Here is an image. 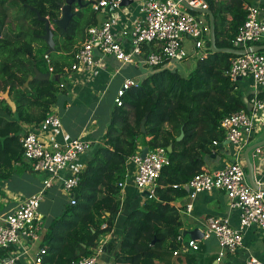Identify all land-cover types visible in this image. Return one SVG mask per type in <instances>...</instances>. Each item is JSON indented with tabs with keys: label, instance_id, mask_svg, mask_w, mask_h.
Masks as SVG:
<instances>
[{
	"label": "trees",
	"instance_id": "1",
	"mask_svg": "<svg viewBox=\"0 0 264 264\" xmlns=\"http://www.w3.org/2000/svg\"><path fill=\"white\" fill-rule=\"evenodd\" d=\"M252 1L207 0L218 49L232 47L237 29L245 20L246 6ZM59 3L64 0H0V93L7 92L15 105L13 112L0 99V181L32 172L20 144L25 134L22 125L41 123L58 102L60 89L54 78L32 80L28 87L24 83L33 75L34 67L48 72L44 59L35 56L32 42L39 40L44 52L48 50L41 38L45 29L40 18H59ZM18 6L24 13L10 22L9 12ZM75 8L79 7H72L75 15L66 30L53 27L50 57L52 53H64L67 59L73 58L74 38L82 19L81 8L77 12ZM88 22H94L93 12ZM206 46L209 48V41ZM233 57L209 50L205 58L191 63L187 75L156 68L140 79L139 87L126 92L122 106H114L110 112L103 145L78 172L75 205L67 204L62 216L48 226L40 264H73L94 254L99 239L112 231L113 219L120 211L119 183L125 180L127 161L144 147L154 150L171 146L169 165L161 170L155 197L145 199L141 208L127 215L119 244L111 241L106 248L113 264H156L163 253L172 254L177 248L176 238L182 235V223L171 203L187 194L184 185L193 176L206 171L202 155L222 147L220 120L247 106L237 84L226 76ZM65 63L51 62V75L59 76ZM180 133L183 137L177 141ZM103 224L105 229H101Z\"/></svg>",
	"mask_w": 264,
	"mask_h": 264
},
{
	"label": "built area",
	"instance_id": "2",
	"mask_svg": "<svg viewBox=\"0 0 264 264\" xmlns=\"http://www.w3.org/2000/svg\"><path fill=\"white\" fill-rule=\"evenodd\" d=\"M94 12L104 9H120L122 0H83ZM134 3L143 18L130 27L123 26L115 30V24L107 19L99 26H91L85 31V38L73 52L71 72L81 70L102 69L104 59L113 57L122 66L138 67L143 65L151 72L156 68H168L171 71L184 73L186 61L191 63L205 58L209 52L206 41H209V24L206 15L193 13L188 7L204 11L208 10L207 0H128ZM264 45V21L260 19V9L257 5L246 6V17L238 27L231 42V49H248L252 46ZM44 61L51 73L48 54ZM142 77L145 74L142 72ZM187 75V74H186ZM226 76L232 84L250 79L252 89L246 100L245 109L233 112L223 117L219 122L224 141L231 146L236 159L255 136L264 129V51L248 52L234 56L230 60ZM141 77V78H142ZM140 80L126 78L117 89L113 103L122 106V98L132 88H137ZM236 89V88H235ZM42 124L54 129L61 127L60 119L53 114H47ZM23 157L30 163L31 171L36 174H46L43 181L44 189L58 183L66 193L70 205H75L74 190L79 184L78 172L68 177L62 174L69 163L81 155L91 151L92 144L82 138L70 139L63 148L50 149L44 146L35 132H26L20 139ZM217 146V142H213ZM139 150L131 156L127 163L134 167L133 183L140 192L146 191L148 197H155V188L161 170L169 165L168 153L165 148H156L146 152L141 158ZM251 155L257 165L264 169V147H256ZM235 159L234 163L213 172H202L193 176L185 185L190 203L184 211L190 213L194 198L201 193L213 190L222 191L228 199L230 210L238 213V227L230 225L228 217H207L204 222L201 240L213 237L217 242V264L226 253L233 254L242 247L243 234L256 228L264 234V191L253 189L246 181L243 166ZM121 193L124 181L119 183ZM260 187V186H259ZM176 188V186H174ZM42 192L18 202L17 206L8 212L0 211V264H20L21 256L25 257L36 249L31 264H40L46 249L36 246L42 237V217L38 208ZM106 224L101 226L105 229ZM177 248L172 252L174 257L179 251H198L196 240L185 241L181 235L176 238ZM101 244L93 255L82 257L73 264H99ZM244 264H264V258L248 256Z\"/></svg>",
	"mask_w": 264,
	"mask_h": 264
},
{
	"label": "crops",
	"instance_id": "3",
	"mask_svg": "<svg viewBox=\"0 0 264 264\" xmlns=\"http://www.w3.org/2000/svg\"><path fill=\"white\" fill-rule=\"evenodd\" d=\"M81 3L85 5L81 7V9L88 7L91 14L92 12L94 13V22L90 25H88V22L87 27L83 31L82 40H84L85 31L89 27L99 26L107 19H111L115 24V30L119 31L121 27H130L133 23L143 18L138 7L132 2L127 6L120 7V9L106 8L99 12H94L90 8V5L83 0H81ZM251 5L258 6L260 9V19L264 21V0H253ZM78 9L80 8H75V12H77ZM78 45H74V51ZM261 46L264 45L262 44ZM44 54H46V51ZM48 57L50 61L49 54ZM55 61L62 62L52 59L50 64ZM65 64L67 65L62 67L61 73L57 76V79H55L54 75H51L52 78L58 81L60 92L58 94V102L50 108L49 114L56 115L60 119L61 127L59 129H54L43 125L41 122L37 125L23 124L22 129L24 133L29 131L35 132L41 143L50 149L63 148L67 144V141L75 138H82L85 141L91 142L92 149L90 152L81 155L75 161L68 164V167L62 174L63 177H68L73 173L83 171L94 151L99 146L103 145V138L109 124L110 112L114 107L113 99L123 80L126 78L140 80L142 72L146 77L151 74V71L146 69L143 65H139L138 67L130 65L120 67L114 58L110 56L104 59L102 69L93 71L87 69L84 71L71 72L70 66L73 64V58H68ZM190 67L191 62L188 60L183 67L184 73L187 74L188 71L192 69H190ZM142 68H145V71ZM251 89L252 82L250 79L238 81L237 90L242 94L245 103ZM261 95L264 97V90H262ZM262 142H264V129L251 140L250 144L242 152V155L237 159L236 156L233 155L231 146L222 143V147L219 151L202 155L201 158L204 163V169L207 172L217 171L230 163H234L236 159V161L243 166L246 181L249 184L244 154L249 147ZM260 147H264V145ZM251 151L248 153V159L252 166L253 186L264 187V169L257 165V161L252 157ZM126 166V177L121 193L120 211L113 219L112 231L99 239L101 244V254L98 257L99 264H113L112 255L107 251L106 246L111 241H114L116 245L119 244L125 218L131 211L141 208L145 200L141 197V192L134 186L133 165L127 163ZM47 177L48 176L43 173L22 172L20 174H14L9 181H0V211L2 213L13 210L21 200H25L42 192V198L38 208V213L42 217L43 223L42 237L36 246H42L44 248L43 239L48 226L54 219L62 216L66 205L69 204L66 193L62 191L58 183H54L50 188L44 189L43 181L47 179ZM22 184H25L26 188L24 190L19 188V186H23ZM56 200L58 201L57 208H50V206L45 207L42 205L44 201L49 205L51 202L53 204ZM175 201L182 203V206H176L173 201L171 205L175 207L180 215V221L182 223L181 236L185 241L191 239L187 235L183 236V233L193 231L194 229H198V231L201 232L207 217L225 216L229 218L232 227H238V213L229 209L228 199L222 191L213 190L198 194L192 202L193 206L190 213L184 211L185 205L190 203L187 194ZM196 241L199 246L198 251L190 249L182 252L179 251L180 254L176 257L172 254L170 255L168 251L163 253L161 259L158 260L156 264H217L218 247L216 240L211 237L207 240ZM36 251V249H32L25 257L21 256L20 264H31V260L35 257ZM250 255L258 259L264 258V234L254 227L243 234L242 247L233 254L226 253L219 264H244L247 257Z\"/></svg>",
	"mask_w": 264,
	"mask_h": 264
},
{
	"label": "water",
	"instance_id": "4",
	"mask_svg": "<svg viewBox=\"0 0 264 264\" xmlns=\"http://www.w3.org/2000/svg\"><path fill=\"white\" fill-rule=\"evenodd\" d=\"M130 3V1L127 0H122L121 7L127 6ZM182 4L191 12L193 13H203L207 15L208 17V24H209V50L211 53H225V54H230L233 56H241L244 55L245 53L248 52H257V51H264V46H252L246 50L240 49V50H235L231 48H223V49H218L215 45V33H214V18L213 14L210 10H204V11H199L192 9L188 7L185 3L182 2ZM76 5L79 8L84 7L81 3V0H64V3H59V9H60V17L57 19L53 20H48L47 18H40L44 22V29H45V34L41 37L42 40L46 43L48 50L46 51V54H50L54 50V41H53V28L52 27H57L61 30H66V28L69 25L70 20L74 17L75 13L72 11V7ZM52 78L51 73H43L39 71L36 67L33 69V75H29L27 77V80L24 83L25 87H28L29 82L32 80H37V81H48ZM57 79V77H55ZM238 81H241V78H238ZM0 99H3L6 101L8 106L11 108V110L14 112L15 111V105L10 99H8V93H0ZM141 132H144V123H141ZM183 137V133H180L178 138L176 139L177 141H180ZM224 144H228L227 141L223 142ZM264 145V142L260 144H255L251 147H249L244 154L245 160H246V171H247V178L249 181V184L251 185L252 188L254 189H259L264 191V187H254V182H253V173H252V166L249 163L248 159V153L253 150L256 147H260ZM148 151L147 147H144L140 153L141 158H144L146 152ZM167 153H171V146H168L166 149ZM141 197L146 199L148 197V193L146 191L141 192ZM188 236L191 240H201L202 234L198 231V229H194L193 231L190 232H185L183 233V236Z\"/></svg>",
	"mask_w": 264,
	"mask_h": 264
},
{
	"label": "rangeland",
	"instance_id": "5",
	"mask_svg": "<svg viewBox=\"0 0 264 264\" xmlns=\"http://www.w3.org/2000/svg\"><path fill=\"white\" fill-rule=\"evenodd\" d=\"M21 7L22 6H18L16 9L15 8L11 9V11L9 12V18H8L10 22H12L14 20V17L16 15H18V16H22L23 15L24 10ZM80 12L82 14V19L79 22V27H78V30L76 32L75 38H74V45H78V44H80L83 41L82 40V32L85 29L86 24H87V22H88V20L90 18V15H91V11L89 10L88 7L80 9ZM29 36H31V35H29ZM32 43H33V47H34L35 56L38 58V60H42L43 56H44V48H43L42 44L39 42V40H36V41H34ZM57 54H59L60 56L56 55L55 53H52L50 59L51 60L52 59L53 60H60L62 62H67L68 59L66 58L64 53H62V54L57 53ZM42 63L45 66V69H46L48 67L47 63L45 61L42 62ZM142 69L145 71V68H142ZM107 101H108V98H107ZM22 185L23 186H19V188L21 190H24L26 188L25 184H22ZM174 203L176 204V206H182V203H180L179 201H174ZM42 205H44L45 207L50 206V208H52V207H56L57 208L58 207V201L57 200L54 201L53 204L51 202V204H49V205H48V203L46 201H44V202H42Z\"/></svg>",
	"mask_w": 264,
	"mask_h": 264
}]
</instances>
